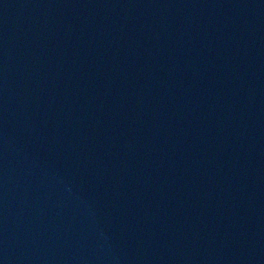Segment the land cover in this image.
<instances>
[{
  "label": "water",
  "instance_id": "water-1",
  "mask_svg": "<svg viewBox=\"0 0 264 264\" xmlns=\"http://www.w3.org/2000/svg\"><path fill=\"white\" fill-rule=\"evenodd\" d=\"M0 264H264V0H0Z\"/></svg>",
  "mask_w": 264,
  "mask_h": 264
}]
</instances>
